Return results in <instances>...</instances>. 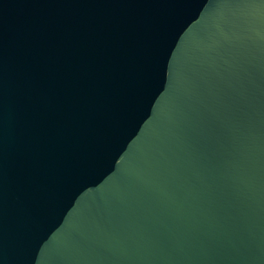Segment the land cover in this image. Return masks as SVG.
Instances as JSON below:
<instances>
[{"label": "water", "instance_id": "obj_1", "mask_svg": "<svg viewBox=\"0 0 264 264\" xmlns=\"http://www.w3.org/2000/svg\"><path fill=\"white\" fill-rule=\"evenodd\" d=\"M0 264H264V0H0Z\"/></svg>", "mask_w": 264, "mask_h": 264}]
</instances>
